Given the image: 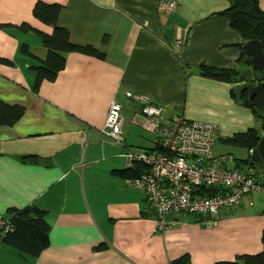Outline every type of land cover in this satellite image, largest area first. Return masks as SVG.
<instances>
[{"label":"crops","instance_id":"0c3cea01","mask_svg":"<svg viewBox=\"0 0 264 264\" xmlns=\"http://www.w3.org/2000/svg\"><path fill=\"white\" fill-rule=\"evenodd\" d=\"M36 1L0 0V57L12 61L0 63V99L25 107L17 123L0 125V218L11 207L37 206L51 224L50 245L31 257L0 242V264H171L183 256L186 264H217L260 251L264 202L255 209L251 192L221 211L219 224L210 226L215 230L179 213L169 214L170 228L160 231L142 187L125 172L127 148H149L157 139L136 121L140 107L127 91L168 114L221 124L218 137L255 125L231 95L243 82L200 73L201 64L255 71L245 62L248 41L216 13L229 2L175 0L170 10L160 0H45L62 2L58 25L103 57L67 54L56 80L36 91L31 66L38 63L22 47L41 58L46 50L38 33L19 28L27 22L52 31L33 17ZM114 99L125 118L120 141L101 132ZM25 155L36 158H20Z\"/></svg>","mask_w":264,"mask_h":264},{"label":"trees","instance_id":"16d2710c","mask_svg":"<svg viewBox=\"0 0 264 264\" xmlns=\"http://www.w3.org/2000/svg\"><path fill=\"white\" fill-rule=\"evenodd\" d=\"M229 5L218 15L227 17L231 25L238 29L242 37L249 40H259L264 49V9L260 6L259 0H227ZM63 7L62 2H47L37 0L33 6L32 14L35 19L45 25L51 26L52 31L45 33L34 28L30 23L23 22L19 28L24 31H34L42 37L43 47L46 54L43 58L33 54L27 44H23L22 52L37 60V65L31 66L36 74L34 89L37 91L44 81L53 82L58 73L66 66V55L72 52H79L97 57H103V54L92 45H80L74 43L68 30L58 25L59 13ZM4 27V26H3ZM243 56V55H242ZM0 63L11 65L12 61L0 57ZM201 75L210 77L222 82L239 85L238 89L232 88V97L249 108L256 119H260L261 128L251 126L243 131H237L230 136L220 140L228 145L237 148H246L248 157L246 159H237V164L224 158L222 164L224 167L236 171H243L248 175L259 178L261 163L249 154L250 150L257 148L260 138L264 135V88L261 81H264V72H256V77L250 76L242 78L240 72L231 68H217L206 64H201ZM264 71V70H263ZM253 88L252 92H249ZM25 107L20 104H11L0 99V125L12 126L22 117ZM148 153L171 154L163 148L159 139H156L152 147L144 149ZM21 159H35V156L25 155ZM231 159V158H230ZM244 163L245 165H240ZM146 171V165L140 162H134L129 166L127 174L130 177L140 176ZM138 176V177H139ZM262 186L264 181L260 179ZM212 188H205L203 192H211ZM264 193V189L262 190ZM209 195V194H208ZM241 202V200H240ZM239 202L234 204L236 206ZM232 206V207H233ZM8 217L0 218V242L17 249L24 255L38 257L50 245L51 224L45 217V211L35 205H26L23 207L8 208ZM196 216V215H194ZM197 219L201 217L196 216ZM187 257L183 256L172 261L171 264H186ZM217 264H264V231L262 232V248L256 254L241 255L235 261L220 262Z\"/></svg>","mask_w":264,"mask_h":264},{"label":"built area","instance_id":"2783aa9c","mask_svg":"<svg viewBox=\"0 0 264 264\" xmlns=\"http://www.w3.org/2000/svg\"><path fill=\"white\" fill-rule=\"evenodd\" d=\"M159 7L175 10L177 2L160 0ZM127 96L139 104L136 121L155 133L163 148L171 152L169 155L154 154L131 147L124 152L128 167L134 162L146 165V171L133 177L131 183L142 187L146 204L156 214L160 231L170 228L169 214L179 213L199 216L207 225L217 226L225 207L240 202L250 192L264 189L260 177L257 179L243 171L224 167L222 161L227 157L212 155L218 139L215 123L168 114L143 94L128 91ZM121 109V104L112 100L101 129L104 136L116 141L122 140ZM164 120L166 125H163ZM249 154L253 156L254 150ZM205 188L213 191L203 192Z\"/></svg>","mask_w":264,"mask_h":264},{"label":"rangeland","instance_id":"374dc122","mask_svg":"<svg viewBox=\"0 0 264 264\" xmlns=\"http://www.w3.org/2000/svg\"><path fill=\"white\" fill-rule=\"evenodd\" d=\"M248 69H245V70H243V72H248L247 71ZM264 71H262V72H259V73H263ZM241 73V72H240ZM248 74V73H247ZM249 75H251V78H254V77H256V71H252V72H250L247 76H249ZM238 89V87L236 88V90ZM253 91V90H252ZM251 91V92H252ZM128 92V91H127ZM127 92H126V97L129 99V101H131V102H133V100L131 99V98H129L128 96H127ZM112 102V101H111ZM119 102V101H118ZM120 103V102H119ZM121 104V103H120ZM122 106V105H121ZM247 110H249L250 111V113H252V111L249 109V108H247ZM253 114V113H252ZM253 116H254V114H253ZM254 119H255V125H248V126H253V127H255V128H257L258 130H260V124L262 123V121L260 120V119H256L255 118V116H254ZM217 124V123H216ZM218 125V124H217ZM220 125V126H219ZM218 126H219V129L222 127V125L221 124H219ZM225 136H221L220 135V137H218V139H217V141H216V143H215V145H214V148H213V152H212V155H214V156H229L231 159V161H232V163L233 164H237V159H240V158H243V159H246L247 157H248V150L246 149V148H237V147H233V146H231V145H228V144H225V143H223L220 139L221 138H224ZM256 149V148H255ZM255 149H254V151H255ZM166 155H169V154H166ZM254 156V155H253ZM260 163V162H259ZM240 165H245L244 163H241ZM260 169V174H261V172H262V169H263V166H262V163H261V168H259ZM260 174H259V176H260ZM263 181H264V179H263ZM252 194H253V198H252V200H253V205H254V208L256 209V207H257V205H259L260 203H262V202H264V193H263V191L262 190H260V191H253V192H251ZM232 207V206H231ZM231 207H225L223 210L225 211L226 209H229V208H231ZM189 221L190 222H193V219H192V217H190V219H189ZM204 222V221H203ZM205 224H207L206 222H204ZM204 223H202V221H201V223H199L202 227L203 226H205L204 225ZM203 224V225H202ZM210 227V226H209ZM212 230H215V228L214 227H210ZM193 231H194V233L195 234H198V235H201V233H202V231H201V228H196V227H194L193 228Z\"/></svg>","mask_w":264,"mask_h":264},{"label":"water","instance_id":"95a60500","mask_svg":"<svg viewBox=\"0 0 264 264\" xmlns=\"http://www.w3.org/2000/svg\"><path fill=\"white\" fill-rule=\"evenodd\" d=\"M244 50H246V53L248 55V59L245 61L247 64L251 65L253 70L262 72L264 70V49L261 46V43L259 40H249L245 46ZM248 72H242L241 77L247 76V73H249L251 70H247ZM261 85L264 88V81H261ZM253 90V88L250 89V92ZM255 160L257 162L262 163L263 169L260 174V178L264 179V136L260 138L259 144L257 148L254 151Z\"/></svg>","mask_w":264,"mask_h":264},{"label":"bare ground","instance_id":"6f19581e","mask_svg":"<svg viewBox=\"0 0 264 264\" xmlns=\"http://www.w3.org/2000/svg\"><path fill=\"white\" fill-rule=\"evenodd\" d=\"M152 102V101H151ZM155 105H157V106H159V107H161L165 112H167V110L162 106V105H160V104H158V103H155V102H153ZM121 114H122V117H123V122H124V120H125V118H124V116H123V113H122V109H121ZM122 126H123V123H122ZM122 126H121V132H120V135H121V137L123 138V128H122ZM116 141V140H115Z\"/></svg>","mask_w":264,"mask_h":264}]
</instances>
